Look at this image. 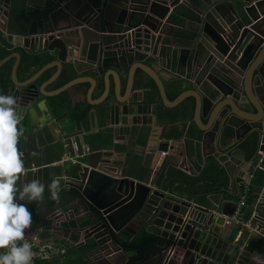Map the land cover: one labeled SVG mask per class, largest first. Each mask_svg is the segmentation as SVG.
<instances>
[{"label": "water", "instance_id": "1", "mask_svg": "<svg viewBox=\"0 0 264 264\" xmlns=\"http://www.w3.org/2000/svg\"><path fill=\"white\" fill-rule=\"evenodd\" d=\"M10 2L0 0L3 23L7 21ZM39 5L40 8H35V18L27 21V35L19 36L21 44L27 48H45L56 60L24 81H18L16 76L17 53L0 60L1 65L16 57L11 69L13 84H30L36 89L31 99L20 104L21 115L30 116L33 107L41 114V124H45L53 120L49 108L54 113L45 98L55 97L73 85L89 83L86 98L90 107L84 120L67 112L55 119L57 122L68 117L69 123H63L62 127L73 130L66 138L81 139L80 127L84 126V121L92 122V128L96 129L98 118L106 122L110 130L114 127L122 131L125 129L122 127L129 125L136 126L139 133L141 126L150 125L145 120L138 122L136 114L141 112L142 105L130 103L136 102L129 94L140 71L141 81L136 84L141 93L146 94L143 99H149L145 86L147 77L157 86L160 100L167 108L175 107L187 97L194 98L193 122L203 131V138L211 139L218 133L220 145L222 137H229L231 142H227L226 148L255 133L259 153L256 151L254 157L264 169V0H39ZM243 14L250 21L248 27L241 20ZM114 15H117V24L112 26L109 21ZM228 26L231 31L225 32ZM11 37L9 34L8 38ZM54 66L56 74L36 87L35 79ZM71 69L82 76L55 89H46L60 72ZM124 70L126 84L121 94L120 73ZM180 78L191 79L195 88L183 90L169 100L164 84ZM95 87L102 93L93 99L91 92ZM39 97L43 98L33 103ZM51 102L60 107L59 102ZM99 104L102 106L96 108ZM153 116L158 117L156 107ZM201 118L207 121L203 123ZM169 141H158L157 155L160 151L179 154L174 144L180 140ZM214 147L211 152L214 155L222 152L223 146ZM235 151L241 153L243 162L240 163L246 166L243 149L237 147ZM183 156L189 157L186 148ZM159 159L163 165L164 158ZM251 163L248 162L243 171L246 172ZM101 167L82 166L77 178L59 180L61 184L66 182L76 187L85 201L97 208L99 215L90 224L92 230L87 232V236L94 239L101 236L95 239L97 246H104L109 238L119 244L120 234L129 236L133 233L129 228L137 223L164 238L168 251L179 254L180 264L259 263L258 252L248 242L241 245L240 238L229 242L230 233L222 236L220 232L205 229L213 218L209 208L198 205L194 199L170 198L159 190L150 189L147 183L112 176ZM245 172L240 170L239 176ZM90 177L96 185L83 189V182ZM107 180L117 184V196L103 204L97 198L95 187H102ZM232 212L233 208L229 209L226 204L222 214ZM205 216L208 218L204 219ZM254 221H260L256 228L264 233V219L259 215Z\"/></svg>", "mask_w": 264, "mask_h": 264}, {"label": "crops", "instance_id": "2", "mask_svg": "<svg viewBox=\"0 0 264 264\" xmlns=\"http://www.w3.org/2000/svg\"><path fill=\"white\" fill-rule=\"evenodd\" d=\"M40 7L39 0H11L8 15L5 18L7 21L0 28V32L8 42L7 48L10 50L9 54L17 53L19 55L18 65L22 53L37 56V59L29 70L31 71V75L46 64L53 63L56 60L54 56L47 53L45 48L38 49L35 48L36 46L27 48L21 44L22 41L19 36L27 35L25 31L27 21L35 18L37 15L35 14V8ZM178 8L181 9V6ZM170 9L166 13V16L170 12ZM116 20L117 15H114L109 22L114 26L117 24L115 22ZM241 20H243L244 25L250 22L245 14L241 16ZM9 34L12 36L11 39L8 38ZM15 59L16 57H11L0 65V75H2L0 81L5 82V87L4 85H0V95L15 96L21 88V86H15L11 79V69ZM8 61L10 62L8 63ZM18 65L16 68L17 79L21 76L22 80L18 79V81H24L31 75L25 77L27 71L24 69L18 71ZM172 69L173 71L175 70L174 67ZM56 70V66L45 69L35 79L34 84L39 87L51 75L56 74ZM179 70L181 72V68ZM125 72L124 70L120 73L121 94L126 84ZM141 73L140 71L136 73L135 80H137L133 84L129 94L131 99H136V102L132 101L130 102L131 104L142 105L141 112L136 114L139 124L143 120L150 124L144 127L141 126L139 133L136 126L129 125L122 127V129L125 128L122 131H118L114 127L110 130L108 129L109 125L101 118H98V126L96 129L92 128V122L88 123L84 121V126L80 127L82 132L81 139L66 138V134L73 130L68 127L66 130L62 127L63 123H69L68 117L62 118L57 122L56 120L63 116L65 112L69 114L68 107L71 105L72 107L78 105L79 112L82 113L79 119L84 120V116H86L90 107L88 99L86 98V93L90 86L89 83L73 85L57 95L55 99L45 98L46 105L52 107L54 110L53 113L48 107L53 120L45 124H41V114L38 110L36 113L33 107L30 108V116L27 113L22 115L21 124L25 131L18 146L20 151L24 153L25 167L29 169L35 166L36 169L35 171L28 170L27 175L21 177L18 186L22 188L25 182H30L32 179H39L46 185L44 198L47 199V206L44 208L43 217L38 222L32 224L31 228L27 230L26 236H35L37 243L50 242L57 249V251L50 252L46 260H39L36 264H74L68 260L66 261V255L69 249L75 250L82 246H84L86 258L83 264H180V256L178 253L170 256L167 254L169 251L164 238L154 232L146 231L143 226L140 224L138 226L137 223L134 225V228H129L133 232L129 236L125 237L124 234H120L121 239L119 244H122V246L118 252L114 253L110 258L95 259L94 252L107 246H97L94 237L87 236V233L84 235L83 242H76L80 238L79 230L87 227L97 219L99 215L97 208L88 201H85L80 190L66 182H62V184L60 182L59 198L58 200H53L47 185L51 184L54 179L57 180V178H59L58 180L68 177L73 179L77 178L78 174L82 172V166H88L90 168L91 166L96 167L100 165L107 174L128 177L135 182L147 183L146 185L150 189L159 190L165 195H169L170 198H183L190 201L192 199L180 195V191H175L177 189H174V185L178 179L173 183L172 187H169L167 177L176 179L181 173L196 176L200 174L208 159H215L226 168L228 186L231 192H236V194L235 198L232 196L224 197L222 194L209 195L207 197L208 202L206 201L209 204H201L194 199L198 205L213 211L210 212L213 214L211 224L205 229H209V232H220L222 236L230 233L231 236L227 237V241L229 242L233 238L234 240L240 238L241 245L248 242V245L258 252V256L260 257V259L257 258L258 264H264V233L257 231L256 225L260 221H254L256 216L259 215L264 219V169L258 166L259 163L256 161V156L254 157L256 151L259 153L258 137L255 133L248 136L249 138L254 135L256 138V148L254 151L251 149L249 143L244 147L241 146L248 138L243 142H239L236 145L232 144L226 148L225 145L227 142H231L229 141V137H222L220 145V134L218 133L215 136L213 135L211 139L210 137L203 138V131L193 122L194 108L191 117H188V112L184 105L181 106L178 104L175 107L167 108L162 104L164 107H161L158 89L155 90L152 88V79L149 84V77H147L145 85L148 87L147 93L149 94V99H143L146 94L143 91L141 93V88L136 84L141 81ZM77 76L82 75L76 73L73 69L66 73L60 72L46 89H55L51 87V84L61 83L62 85ZM180 81L184 90L195 88V84L191 79L180 78ZM167 84H164L165 88ZM112 89L113 83L111 80ZM91 93L92 98L95 99L101 95L102 91L95 87ZM42 98L39 97L33 103H37ZM62 98L68 102L67 107H61L59 109L58 106H54L51 102L54 100L62 103ZM139 99L141 100L139 101ZM78 100H80V104H77ZM101 106L102 104H99L95 107L99 108ZM155 107L158 113L156 119L153 116ZM201 121L205 123L207 119L201 118ZM105 129L108 131L103 132ZM165 139L170 140L169 142L171 140H180L177 144H174L179 154L177 152H166L165 157L157 155L158 141ZM80 140H82V143ZM73 141H76L79 147L80 145H87L89 152L85 155H79V150L76 151L72 147ZM168 146L171 145L169 144ZM214 146L216 148L223 146V148L220 147V151L222 152L216 155L211 153ZM237 147H240L245 152L244 161L246 166L248 162H252L246 172L243 171L246 166H244V163H240L243 162L241 153L235 151ZM184 148L187 149L189 154L188 158L183 156ZM227 151L230 152L227 153ZM33 153H36V155H33ZM247 153L248 156L246 155ZM161 157L164 158L163 165L159 161ZM103 163L106 164L103 165ZM225 164L227 165L225 166ZM240 170L245 172L242 176H239ZM232 181L233 184L231 183ZM105 182V185L102 187H95L97 198L103 204L109 203L112 198L117 196V184L109 180ZM95 185L94 178L90 177V179L83 182V189L94 188ZM241 185L246 186L245 193ZM241 194H246L245 204L241 207L242 222L225 223L224 219L226 214H222V211L225 209L226 204H228L229 209L233 208L234 212L235 205L240 199ZM211 205L219 209H212ZM56 209H71L75 212V218L68 220L60 228H56L53 232H50L47 228L53 224L51 215ZM131 211L128 212L129 215L132 214H130ZM137 213L139 214L141 211ZM231 215H226V217ZM205 218H208V216H205ZM123 244L126 246L124 247Z\"/></svg>", "mask_w": 264, "mask_h": 264}, {"label": "clouds", "instance_id": "3", "mask_svg": "<svg viewBox=\"0 0 264 264\" xmlns=\"http://www.w3.org/2000/svg\"><path fill=\"white\" fill-rule=\"evenodd\" d=\"M21 121L20 98L0 95V264H33L36 253L26 238L33 214L21 201L42 202L46 188L39 179L25 182L22 188L18 186L28 173L24 153L18 146L25 131ZM59 185L56 179L47 185L53 200L59 198Z\"/></svg>", "mask_w": 264, "mask_h": 264}, {"label": "trees", "instance_id": "4", "mask_svg": "<svg viewBox=\"0 0 264 264\" xmlns=\"http://www.w3.org/2000/svg\"><path fill=\"white\" fill-rule=\"evenodd\" d=\"M7 44L8 42L6 41L3 34L0 32V60L10 53V50L7 48L8 47ZM21 56L22 57L18 65V71L20 69L26 70L27 75L25 77H27L31 75V71L29 70L31 69L35 60L37 59V56L30 54H23V53ZM10 61H8V63ZM1 78L2 75H0V79ZM18 79L22 80L21 76ZM150 80L151 79H149V84H150ZM151 82H152V88L156 90L157 89L156 85L152 80ZM0 85L2 86L4 85L5 87V82L0 81ZM51 85L52 88H56L59 87L61 83L60 84L55 83ZM183 90L184 88L180 79L168 82L166 87L167 98L169 100H173ZM35 93H36V89L32 87L30 84H28L21 86V88L19 89L18 93L15 94V96L20 98V104H22V102L25 103L29 99H31L35 95ZM55 98L56 96L50 97L49 99H55ZM61 102L62 103L59 102L60 104L59 109L61 107L62 108L67 107L66 105L68 104V102L65 99L62 98ZM159 102L161 104L160 106L162 107L163 105L161 101ZM80 103H81L80 100H78L77 104ZM180 105L185 106V109L188 112V117H191L194 108V98L187 97L180 103ZM68 108H69V112L72 113L76 118L82 116V113L79 112L78 105L73 107L71 105ZM247 143L250 144L251 149L254 151L256 148L255 136L253 135L249 137L248 140H246L241 144V146L244 147ZM246 155L248 156V153ZM175 181H177V183L174 185V189H177L175 191H180L181 192L180 195L184 196L185 198L195 199L201 204H205L206 201L208 202L207 197L212 194H222L224 197L232 196L233 198H235V194H236V192H231V189L228 186V175L226 168L222 166V164L215 159H208L200 174L196 176H190L185 173H181L180 176L177 177L176 179L167 177V184L169 187H172ZM120 246H122V244H120Z\"/></svg>", "mask_w": 264, "mask_h": 264}, {"label": "built area", "instance_id": "5", "mask_svg": "<svg viewBox=\"0 0 264 264\" xmlns=\"http://www.w3.org/2000/svg\"><path fill=\"white\" fill-rule=\"evenodd\" d=\"M3 11H0V28L4 24L3 23ZM248 27V25H246ZM231 27L228 26L225 28V32H230ZM72 147L77 151L79 150V155H85L89 152V147L87 145H80V147L77 145L76 141L72 142ZM167 151H160L159 156H165ZM36 169L35 166L30 167L28 170H33ZM241 188H243V192H246V186L241 185ZM246 200V194H241L240 199L237 201L235 205L234 212L232 213L231 216L226 217L225 215V223L230 224L232 222H242V215H241V207L244 206ZM204 207V206H203ZM210 212H213L212 210L209 209ZM51 217L53 218V224L47 228L48 231L53 232L54 229L60 228L62 224L68 222V220L74 219L75 218V212L71 209H66V210H60L56 209L52 212ZM206 226L205 228H207ZM92 230L91 225L89 224L87 227H84L83 229L79 230V236L80 238L76 243L83 242L84 235ZM101 236H97L95 239L100 238ZM26 238L29 240L30 243L33 245V251L36 253V256L34 257L33 264H36L37 261L39 260H46L49 257V253L53 251H57V249L52 245L50 242H36L35 236H26ZM105 246L107 247H102L99 250L94 252V257L95 259H101V258H110L114 253L118 252V250L121 249L120 244L114 243L111 238L106 239L105 241ZM62 251V250H61ZM172 254L171 250L167 254L169 256ZM45 255L47 258H44Z\"/></svg>", "mask_w": 264, "mask_h": 264}, {"label": "rangeland", "instance_id": "6", "mask_svg": "<svg viewBox=\"0 0 264 264\" xmlns=\"http://www.w3.org/2000/svg\"><path fill=\"white\" fill-rule=\"evenodd\" d=\"M18 183H20V181H18ZM21 203L28 204V207L33 214V223H35V222H38L43 217L44 208L47 206L46 205L47 199L44 198L42 202L21 201ZM44 204H45V206H44ZM205 204H209V203H205ZM211 208L212 209H219L218 207H215L213 205H211ZM88 243H89V241H88ZM85 259L86 258H85V253H84V246L79 247L75 250L69 249V252L66 255V261L68 260L69 262L74 263V264H83L85 262Z\"/></svg>", "mask_w": 264, "mask_h": 264}]
</instances>
